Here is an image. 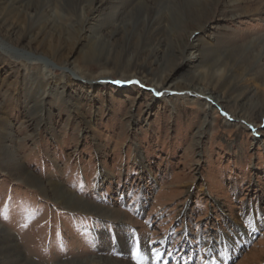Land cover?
I'll return each instance as SVG.
<instances>
[{
    "label": "rangeland",
    "instance_id": "374dc122",
    "mask_svg": "<svg viewBox=\"0 0 264 264\" xmlns=\"http://www.w3.org/2000/svg\"><path fill=\"white\" fill-rule=\"evenodd\" d=\"M99 2L0 0V264H264V0Z\"/></svg>",
    "mask_w": 264,
    "mask_h": 264
},
{
    "label": "bare ground",
    "instance_id": "6f19581e",
    "mask_svg": "<svg viewBox=\"0 0 264 264\" xmlns=\"http://www.w3.org/2000/svg\"><path fill=\"white\" fill-rule=\"evenodd\" d=\"M26 1V0H25ZM160 1V0H159ZM102 3V0H100V2L99 3H97V4H94V5H91L90 7H89V9H88V12L89 11H96V10H98V8H99V6H100V4ZM104 3V2H103ZM7 4V3H6ZM104 4H106V3H104ZM103 4V5H104ZM158 4V3H157ZM84 6V5H83ZM163 6V5H162ZM37 8V7H36ZM131 9V8H130ZM198 9V8H197ZM43 6H42V8L41 9H38V12L36 13V15H33V14H29L28 13V15H27V17L28 18H26L29 22H30V26L32 25V24H36L38 21H41L42 22V24H44V25H49V24H51V25H53V22H54V20H53V18H51L50 16H49V14H46V13H43ZM185 10V9H184ZM154 11V10H153ZM151 12V11H150ZM118 13V12H117ZM187 14V13H186ZM42 15V16H41ZM52 16V15H51ZM54 16V15H53ZM83 17V16H82ZM179 17V16H178ZM41 18V19H40ZM176 18V17H175ZM38 19H40V20H38ZM182 20V19H181ZM0 22H2L3 24L5 23V20L2 18V17H0ZM159 22V21H158ZM162 22H164V21H162ZM83 23V22H82ZM93 23V22H92ZM148 23V22H147ZM15 24V23H14ZM28 24V23H27ZM12 25V28H11V31L9 32V33H12L13 31L15 32L16 31V26H14L13 24H11ZM141 26V25H140ZM10 27V26H9ZM169 27V26H168ZM198 28V27H197ZM5 29V28H4ZM158 29V28H157ZM171 30H172V28H170ZM13 30V31H12ZM13 32V33H14ZM184 32V31H183ZM189 32V31H188ZM194 32V30L193 31H190L187 35L186 34H184L182 37H179L178 38V40H179V42H180V53H181V55H182V58H186L187 56H188V52H187V50H188V48H192V49H194L195 51L200 47V42H194V41H192V39H191V37H192V33ZM187 33V32H186ZM138 36V35H137ZM171 36V35H170ZM196 36V35H195ZM133 37V36H132ZM169 38V37H168ZM174 38V37H173ZM128 39V38H127ZM133 39V38H132ZM140 40V39H139ZM161 40V39H160ZM168 40H170V39H168ZM1 41V40H0ZM176 41V40H175ZM174 41V42H175ZM122 42H124V41H122ZM161 42H162V40H161ZM136 43V42H135ZM142 43V42H141ZM175 44V43H174ZM106 46V45H105ZM137 46V45H136ZM0 47H2V48H6V46H4V45H2V44H0ZM24 49V48H23ZM146 49V48H145ZM159 49V48H158ZM157 49V50H158ZM166 49H167V47H166ZM16 54H18V55H22V56H24L25 55V57H27V58H37V59H39L40 61H42L44 64H46L47 66L48 65H52L53 63L54 64H56L55 63V61H53L51 58H48V57H43L41 54H39V53H31V52H26L27 54H25L24 52H20L17 48H13L12 49ZM128 50V49H127ZM139 50V49H138ZM190 50V49H189ZM22 51V50H21ZM174 51V50H173ZM98 52V51H97ZM153 52V51H152ZM127 53V52H126ZM151 53V52H150ZM162 53V52H161ZM103 55V54H102ZM166 55V54H165ZM160 57V56H159ZM196 57H197V59L196 60H198L199 58H200V54L199 53H196ZM97 58V57H96ZM123 60V59H122ZM170 60V59H169ZM64 68H66L70 73H72V74H75V78L77 79V80H79V81H83V82H86V83H89L91 86H93V85H95V84H107V83H110V82H112V79L109 77V76H101V77H96V78H88V77H85V76H83V75H81V74H79L76 70H74L72 67H68V66H64ZM154 69V68H153ZM66 71V70H65ZM145 74L146 73H148L149 72V69H145ZM91 76V75H90ZM140 77V76H139ZM171 78V77H170ZM171 80V79H170ZM167 81V80H166ZM131 81H120V82H117V85H118V88H119V86L120 85H126V84H128L129 85V83H130ZM124 85V86H125ZM128 87V86H127ZM116 88V87H115ZM117 88V89H118ZM174 88V87H173ZM192 89V88H191ZM194 89H197V90H199L200 92H202V93H207L208 94V97L210 96V97H212L213 99H215L216 101H220V100H222L223 98L218 94V93H216V92H214V91H205L201 86H195L194 87ZM145 96V95H144ZM91 97V96H90ZM140 97V96H139ZM143 98V97H142ZM150 106V105H149ZM102 176V175H101ZM100 176V177H101ZM37 178V177H36ZM49 182V181H48ZM51 184H53V183H51ZM56 184V183H55ZM57 186H58V184H56ZM62 186V185H61ZM65 188V187H64ZM67 190V189H66ZM57 192L59 193V194H61V196L62 197H65L66 199H69L70 197H69V195H68V193L65 191V189H63V188H60V187H57ZM70 195H72L71 193H70ZM76 197V196H75ZM81 201V200H80ZM89 204V203H88ZM254 226V225H253ZM251 229H253V228H251ZM255 229V228H254ZM253 229V230H254ZM247 232V231H246ZM247 233H249V232H247ZM247 235V234H246ZM250 236V235H249ZM249 236H248V238H249ZM248 238H245V240L243 241V239H241L243 242H242V244L244 243V242H246V240L248 239ZM121 243V242H120ZM239 247V246H238ZM228 250H231L230 251V255L232 256V248H227V250H225V251H228ZM7 256V255H6ZM64 262V261H63ZM60 264H69V263H61L60 262ZM73 264H132V263H130V262H125V261H121V260H117V259H115V258H107V257H104V256H101V255H93V256H91V257H89L88 259H86V260H83V261H80V262H74Z\"/></svg>",
    "mask_w": 264,
    "mask_h": 264
},
{
    "label": "snow or ice",
    "instance_id": "6c2138e0",
    "mask_svg": "<svg viewBox=\"0 0 264 264\" xmlns=\"http://www.w3.org/2000/svg\"><path fill=\"white\" fill-rule=\"evenodd\" d=\"M153 243H156V242H153ZM151 255H154L155 259L157 261H159L161 259V257L163 256V253H161L159 251V249L153 248L151 250ZM133 257L136 260V264H146L147 257L144 255V253H142L138 242H137V245L134 249ZM165 264H166V262H165Z\"/></svg>",
    "mask_w": 264,
    "mask_h": 264
}]
</instances>
